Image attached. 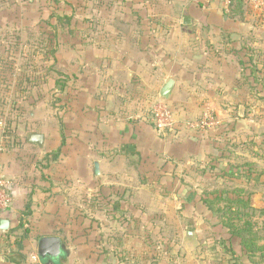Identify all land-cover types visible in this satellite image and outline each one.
<instances>
[{"label": "crops", "instance_id": "0c3cea01", "mask_svg": "<svg viewBox=\"0 0 264 264\" xmlns=\"http://www.w3.org/2000/svg\"><path fill=\"white\" fill-rule=\"evenodd\" d=\"M64 1L55 3L70 24L60 52L63 88L50 82L51 74L26 87L30 97L15 91L16 81L8 92L0 89V112H8L13 129L2 161L14 199L0 220L17 225L30 203L25 250L38 252L42 236H58L69 253L54 264H124L120 246L130 249V264H230L233 252L243 256L240 240H230L216 225L202 198L211 186H232L250 193L253 207L264 203V174L247 178L242 165L264 170V142L258 140L264 119L253 114L264 99V68L258 64L261 82L251 83L243 64L252 54L243 46L244 36L255 43L264 39L260 10L248 5L241 19L230 16L219 0H130L129 22L116 17L119 7L112 2ZM6 10L14 14L7 17ZM51 14L46 0L0 1V25L28 27L35 39L50 36L49 28L40 26L53 23ZM118 22L128 23L129 30ZM253 53L264 57L260 50ZM169 79L174 86L164 99L161 90ZM56 95H61L60 121L53 110ZM162 99L178 122L212 110L223 123L205 132L159 131L152 107ZM30 133L42 134L43 144L30 142ZM252 139L251 152L247 145L236 146ZM242 158L247 159L237 163ZM220 170L228 178L205 183ZM119 191L126 199L130 195L133 222L130 241L127 233L121 243L116 211L95 207L92 225L86 208L90 198L112 202ZM189 226L196 238L185 235ZM9 257L1 256L0 264H16ZM242 262L251 264L246 256Z\"/></svg>", "mask_w": 264, "mask_h": 264}, {"label": "rangeland", "instance_id": "374dc122", "mask_svg": "<svg viewBox=\"0 0 264 264\" xmlns=\"http://www.w3.org/2000/svg\"><path fill=\"white\" fill-rule=\"evenodd\" d=\"M0 1H6V0H0ZM12 0H8L10 2ZM17 2H23V1H29V0H16ZM44 1V0H42ZM64 1V0H63ZM98 3H104L108 5L110 2L113 3V6L116 5L119 7L118 9V15L116 17L118 19H123V20H129L130 22V0H96ZM48 2V7H51L52 10V18L53 23H49L48 26H40V27H48L49 28V35H54L55 37L52 38L50 36L43 35L42 33L39 35V39H35L34 35H32V30L27 27V29H17L14 25L9 26V24L5 25H0V89L4 88L6 92L9 91L10 86H12L14 81L18 82V85L22 89H17L15 91L17 92H22V90L28 91V94L26 93L27 97H30V91L31 90H26V83L28 84L29 80L30 82H34L38 80V77L41 75L42 77L52 74L55 78L59 80V88L62 89V84L66 80L64 78V74L62 73V61L63 57L60 52L62 49V37L64 36V33L66 32V29L70 24H67L68 22L64 17H62L59 14V8L55 7V1L54 0H46ZM62 0H60V3ZM65 3L66 0L64 1ZM249 8V7H248ZM246 7V10H248ZM58 10V11H57ZM13 13V11H5L4 15H7V17H10ZM1 17V15H0ZM3 18V17H2ZM2 22V21H1ZM41 32V30H40ZM257 40L260 39L259 36L256 37ZM244 44L245 47L252 52L254 55L253 51L254 50H260L264 52V39L258 41L257 43L254 42V37L252 36H244ZM247 51V53H250ZM264 56V53H263ZM37 58H40L38 61L36 60ZM256 60H263L264 63V57L261 58L259 56L254 57ZM38 68V72H36ZM264 73V71H263ZM39 74V75H38ZM44 75V76H43ZM28 78V79H27ZM28 81H27V80ZM27 82H26V81ZM29 82V83H30ZM14 90V89H13ZM263 96V95H262ZM61 95H56L54 96V105H53V110L55 112L56 117H58V121L61 120L59 117L61 114L62 110V104L60 101ZM260 99V98H259ZM264 102V99H260V101ZM260 102V106H256L253 110V114L255 116H262V119H264V104ZM53 103V101H52ZM52 103L49 102V105H52ZM263 108L262 110L258 111L257 113V108ZM2 112H0L1 114ZM28 116V115H26ZM259 141L264 142V134L260 135L258 138ZM239 145H236L237 147H241L243 145H247L249 151L251 152L253 149V144H255L254 139L249 142H240ZM51 158H53V161L56 160L54 159V153L51 154ZM50 158V159H51ZM247 158H242L238 159L237 163L241 162L243 163L246 161ZM262 160H260V165L261 168H264V154H262ZM240 163V164H241ZM245 166V164H242ZM242 168V167H241ZM223 171L220 170L217 172V177L214 179L213 176L208 177V179L205 183L207 184L209 182H214L215 180H221L224 179ZM219 177V178H218ZM207 179V178H206ZM229 188L232 189V186ZM222 188V187H213L211 186L208 189H206L204 192H213L215 190H231V189ZM120 194H118V198L115 199L114 201H102V202H97L92 198H90V201L87 202L88 206L86 207L88 211L87 213V218H88V223L89 220L91 221L93 225V221L95 220V212H92L95 210V207L97 206H103V209H112V211H116L118 214L117 219V225L119 227V231L117 234V237L121 242H123L126 238L125 235H127V239L130 241V224L133 222H130V195L129 197H125V193H122V191H119ZM264 206V203H263ZM262 206V207H263ZM257 216L254 218L256 222H258L259 226L264 227V215L257 213ZM26 220V219H25ZM18 224V223H17ZM17 225L14 224L10 227L8 230V241L7 243L4 244V241L6 240H0V244H2L0 247V256L2 255H8V248L5 246L8 244L11 240V238L15 239L16 235L19 234L21 231H13L16 228ZM25 227L30 228L31 225L28 224V220L25 221ZM126 230L128 232H126ZM3 232L0 233L3 235ZM7 234V233H5ZM203 236L205 235L204 233L202 234ZM203 241V240H201ZM224 243V240L223 242ZM32 252L31 249L25 250L26 253V261L25 264H32L30 259V253ZM119 259L120 262L123 261L124 264H130V249H126L120 246L119 248ZM239 257L236 255L234 252L232 253V257L230 259V264H234L235 259ZM40 262V261H39ZM240 262V258H239ZM242 262V261H241ZM38 264V263H37ZM239 264V263H238Z\"/></svg>", "mask_w": 264, "mask_h": 264}, {"label": "trees", "instance_id": "16d2710c", "mask_svg": "<svg viewBox=\"0 0 264 264\" xmlns=\"http://www.w3.org/2000/svg\"><path fill=\"white\" fill-rule=\"evenodd\" d=\"M54 1L56 3L60 2V0ZM246 7L248 8V4L244 0H233L229 6L230 10L228 14L242 19L247 12ZM50 37L54 38L55 36L50 35ZM247 58L248 61L243 62V64H248L247 67L249 68V73L246 74L245 78L249 79L251 83L258 84L261 82L258 73H262L260 72L262 68H259L258 64H261L264 68V63L262 61L255 63L252 54H247ZM39 59L40 58H37L36 60L38 61ZM260 75L263 78L262 84H264V73ZM29 82L28 84L26 83L27 86L31 84V82ZM50 82L53 83L54 86H59V80L57 78L51 77ZM18 87L20 90L22 89V86L20 87L18 85ZM23 91L25 90H22L21 93H23ZM14 102L17 103V100L15 99ZM15 103L13 104L14 108H17ZM58 152L59 150L54 152V159H57ZM244 170L247 173V178H254L256 180L264 174V170L259 171L255 169L252 163H246ZM204 194L205 196L202 198V203L210 212L216 215L214 218L216 219V225H220L227 230L226 234L230 240L236 238L240 240L243 256H246L251 264H264V227L259 226L258 222L254 220L257 213L264 215V206L260 208L253 207L248 197L250 193L246 192L242 187H233L231 190H215L213 192H205ZM30 215L31 204L28 203L16 228L13 230L21 232L16 235L13 242H9L5 245L9 249V258L16 264H25L26 261L25 240L30 237L31 230L25 227V219ZM7 235L5 233H3V235L0 234V240H6L4 244L8 241ZM1 245L2 244H0V246ZM2 256L6 257L8 255ZM243 256L237 257L234 264H244L241 262Z\"/></svg>", "mask_w": 264, "mask_h": 264}, {"label": "built area", "instance_id": "2783aa9c", "mask_svg": "<svg viewBox=\"0 0 264 264\" xmlns=\"http://www.w3.org/2000/svg\"><path fill=\"white\" fill-rule=\"evenodd\" d=\"M213 1V0H206ZM228 9L233 0H219ZM249 6L260 10L264 16V0H244ZM264 19V18H263ZM152 120L159 131L182 128L191 132H205L215 130L222 125V120L212 110H205L197 118L178 122L172 108L165 100H160L152 107ZM13 129L9 122L8 112L0 114V216L9 213L14 205V199L10 193L12 180L8 178L3 169L2 154L6 151L12 139ZM32 264L39 263V255L36 250L30 253Z\"/></svg>", "mask_w": 264, "mask_h": 264}, {"label": "water", "instance_id": "95a60500", "mask_svg": "<svg viewBox=\"0 0 264 264\" xmlns=\"http://www.w3.org/2000/svg\"><path fill=\"white\" fill-rule=\"evenodd\" d=\"M186 22V18L184 19V23ZM118 27L127 32L130 28L129 24L126 22H118ZM174 86V80L173 79H169L166 84L163 86L162 90H161V96L164 99H168L170 97V93L171 90ZM243 109V108H241ZM28 140L32 143L35 144H39L42 145L43 144V135L39 134V133H30L28 134ZM95 168H96V172L99 171V164L98 162L95 163ZM10 229V220L9 219H1L0 220V230L1 231H8ZM185 235L187 237H191V238H196L197 236L195 235L194 231H193V227L189 226L187 228V231L185 233ZM66 251L67 253H69V250L67 248V246L64 244V242L62 241V239L58 236H42L39 239L38 242V255L40 257V259L46 261L47 264H54V260L57 257H59L60 255H62V253ZM49 256V257H48ZM51 257V258H50ZM48 258H50L49 260H47Z\"/></svg>", "mask_w": 264, "mask_h": 264}]
</instances>
